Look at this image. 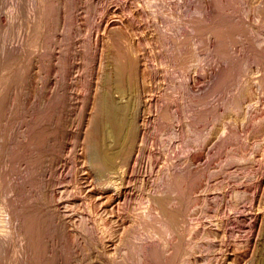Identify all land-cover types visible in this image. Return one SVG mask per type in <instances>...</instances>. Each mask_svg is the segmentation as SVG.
Listing matches in <instances>:
<instances>
[{
  "label": "rangeland",
  "instance_id": "1",
  "mask_svg": "<svg viewBox=\"0 0 264 264\" xmlns=\"http://www.w3.org/2000/svg\"><path fill=\"white\" fill-rule=\"evenodd\" d=\"M208 1L1 0L0 95L7 93L10 113L16 119L8 109L3 121L5 138L0 140L5 141L9 133L23 142L29 124L48 106L45 100L51 96L59 103L56 124L63 149L54 166L51 194L67 230L77 235L78 246L86 243L80 250L85 256L79 257L78 264H114L125 251L122 241L128 229L141 230L143 219H153L161 227L155 203L169 199L162 192L163 178L180 171L194 180L185 206L177 204L176 193L170 195L169 207H181L184 212L180 242L188 254L183 255L185 260L181 258L182 264H264V0H243L247 1L244 5L236 0V6L232 3L219 12L215 1ZM49 5L55 6L58 20L52 30L55 35L44 28L47 10H43ZM231 21L244 26L247 44L251 38L258 44L256 49L246 45L241 35L238 43H230V56L222 59L214 41L219 39L213 35L220 24ZM241 44L246 45L244 49ZM185 50H189L187 55ZM225 59L238 62L234 70L230 69L232 61ZM220 76L226 77L223 83H218ZM241 90L245 93L240 106H230ZM102 93L114 107L125 109L121 128L114 121L107 122L112 137L105 135V144L120 153L114 157L113 170L95 162L98 158L90 147L99 142L95 123L103 116L99 110ZM123 131L127 137L123 135L125 143L119 146ZM0 144L4 160L0 157V174L4 175L2 166L12 159ZM4 190L0 188V241L12 236L10 242H20L22 237L13 234L17 205L10 207L13 192ZM82 222L93 236L90 248L85 238L89 231L81 239ZM155 234L141 230L139 239L133 240L145 246L163 243ZM13 260L8 264H14Z\"/></svg>",
  "mask_w": 264,
  "mask_h": 264
},
{
  "label": "bare ground",
  "instance_id": "2",
  "mask_svg": "<svg viewBox=\"0 0 264 264\" xmlns=\"http://www.w3.org/2000/svg\"><path fill=\"white\" fill-rule=\"evenodd\" d=\"M60 1V0H58ZM208 1V0H206ZM210 1V0H209ZM208 1V2H209ZM215 1V7L218 8V12L219 9L221 11L225 10L227 7L230 8V6L232 7L233 5L237 4L236 0H214ZM213 1V2H214ZM240 2H244L243 0H239ZM249 1V0H248ZM46 2V1H45ZM44 2V4H45ZM198 2V1H197ZM205 2V1H204ZM247 2V1H246ZM244 2L243 5L246 3ZM257 2V1H256ZM1 3V0H0ZM24 3V2H23ZM50 3V2H49ZM72 3V2H71ZM211 3V2H210ZM233 5H230L232 4ZM239 3V2H238ZM242 3L240 4L242 6ZM73 4V3H72ZM209 4V3H208ZM250 4V3H249ZM52 5V4H51ZM51 5H49V7H47V9H44L43 11L45 12L47 10L46 15L45 13L43 14V16L45 15V17H43L44 20V28L47 26V33L51 34L54 31H52L54 29V26L57 25V23H55V19L57 16H55V11H53L52 7H50ZM187 5V4H186ZM206 5V4H205ZM212 5V4H211ZM230 5V6H229ZM239 5V4H238ZM237 5V6H238ZM48 6V5H46ZM67 6V5H66ZM236 6V5H235ZM45 7V6H44ZM46 8V7H45ZM250 8V7H249ZM216 9V8H215ZM234 9V8H233ZM59 10V9H58ZM235 10V9H234ZM220 11V13H222ZM228 11V10H227ZM250 11V10H249ZM49 12V14H48ZM206 12V11H205ZM244 12V11H243ZM58 13V12H57ZM71 13V12H70ZM224 13V12H223ZM231 13V12H230ZM238 13V12H237ZM67 15V14H66ZM215 15V14H213ZM218 15V13H217ZM222 15V14H221ZM220 16V15H219ZM223 16L225 17V15L223 14ZM59 17V16H58ZM69 17V16H68ZM221 17V16H220ZM230 17V16H229ZM210 18V16H209ZM213 18V16H212ZM227 18V17H226ZM236 18V17H235ZM68 19V18H67ZM73 19V18H72ZM216 19V17H215ZM221 19V18H220ZM57 20V19H56ZM71 20V19H70ZM224 20V19H223ZM58 21V20H57ZM56 21V22H57ZM222 21V20H221ZM235 21V20H234ZM240 21V20H236ZM13 22V21H12ZM69 22V19H68ZM65 23V24H68ZM233 21H231V24H224L222 27H217L218 31H216L213 35V37L215 39H219L214 40L217 42V45L220 47L219 49H216L221 51L219 52V55L221 53L222 59L223 57H225L226 55L228 56L229 53V47H231L230 43H234L236 40H238V38H242L241 35L243 32H245L243 30V27L241 26L240 23H236ZM241 22V21H240ZM59 23V22H58ZM70 23H72L70 21ZM230 23V22H228ZM1 24V23H0ZM43 24V25H44ZM243 25V24H242ZM4 26V25H3ZM58 26V25H57ZM71 26V25H70ZM217 26V25H216ZM39 27V26H38ZM246 27V25H245ZM56 28V27H55ZM58 28V27H57ZM73 28V27H70ZM183 28V27H182ZM215 28V27H214ZM57 30V29H56ZM69 30V29H68ZM197 30V29H196ZM207 30V29H206ZM247 30V27L246 29ZM252 30V29H251ZM2 31V30H1ZM51 31V32H50ZM66 31V30H65ZM205 31V30H204ZM211 31V30H210ZM3 32V31H2ZM0 32V35H2ZM69 32V31H68ZM195 32V31H194ZM208 32V31H207ZM213 32V31H212ZM10 33V32H9ZM46 33V34H47ZM202 33V30H201ZM206 33V32H205ZM204 33V34H205ZM246 33V32H245ZM248 33V32H247ZM48 34V35H49ZM52 34V35H53ZM55 35V34H54ZM53 35V36H54ZM67 35V34H66ZM191 35V34H190ZM189 35V37H190ZM246 35V34H244ZM243 36V41L247 40V36L245 37ZM248 36L249 33L247 34ZM4 36V34H3ZM47 36V35H46ZM51 36V35H50ZM52 37V36H51ZM50 37V38H51ZM211 37V36H208ZM245 37V39H244ZM252 36H250L251 38ZM256 37V36H255ZM45 38V37H44ZM49 38V36H48ZM212 38V37H211ZM249 38V39H250ZM4 39V38H3ZM47 39V38H45ZM65 39V38H64ZM69 39V38H68ZM187 40V38H185ZM191 39V37H190ZM204 39V38H203ZM248 39V40H249ZM258 39V38H257ZM44 40V39H43ZM49 40V39H48ZM163 40V39H162ZM183 40V38H182ZM181 40V41H182ZM241 40V39H240ZM239 40V44L240 41ZM2 41V39H0V42ZM52 41V40H51ZM213 41V40H212ZM242 41V44H243ZM4 42V40H3ZM47 42V40H45V43ZM56 42V41H55ZM61 42V41H60ZM184 42V40H183ZM237 42V41H236ZM2 43V42H1ZM48 43V42H47ZM50 43V42H49ZM172 43V40L171 42ZM169 43V44H170ZM199 43V42H198ZM213 43V42H212ZM219 43V44H218ZM238 43V42H237ZM236 43V45H237ZM246 43V45H248L250 43L251 47H255L256 49V45L258 44L256 40H254V38L250 39L249 43L247 44V41L244 42ZM52 44V43H51ZM51 44H49V46H51ZM166 44V42H165ZM241 44V46H242ZM54 45V44H53ZM70 45V44H69ZM167 45V44H166ZM173 47H175L174 44H172ZM180 43L178 44L179 47ZM184 45V44H183ZM181 45V46H183ZM214 45V44H213ZM216 45V46H217ZM233 45V44H232ZM235 45V46H236ZM245 45V46H246ZM189 46V45H188ZM201 46V45H200ZM217 46V47H218ZM244 45L242 46L243 49L245 47ZM249 46V45H248ZM260 46V45H259ZM3 47V46H2ZM52 47V46H51ZM172 46L169 47V49L173 48ZM241 47V48H242ZM49 48V47H48ZM177 49V45L175 47ZM180 48V47H179ZM184 48V47H181ZM187 48V46H186ZM184 48V49H186ZM238 48V47H237ZM239 48V49H241ZM259 48V47H257ZM264 48V47H263ZM50 49V48H49ZM195 49V48H194ZM249 49V48H248ZM246 49V50H248ZM175 50V49H173ZM181 49H178V51ZM190 50V49H189ZM189 50H185L187 51L186 53L183 52L182 57L187 53ZM198 50V49H197ZM201 50V48H200ZM215 50V49H214ZM216 50V51H217ZM250 50V49H249ZM232 51V50H231ZM230 51V52H231ZM239 51V50H238ZM237 51V52H238ZM253 51V50H252ZM46 52V51H44ZM63 52V51H62ZM175 52V51H174ZM181 52V51H180ZM179 52V53H180ZM241 52V51H240ZM244 52V50H243ZM248 52V51H247ZM246 52L247 56L248 53ZM250 52V51H249ZM254 52V51H253ZM252 52V53H253ZM263 52V51H262ZM50 53V52H49ZM182 53V52H181ZM185 53V54H184ZM233 53V52H232ZM257 53H259V51H257ZM174 54V53H173ZM178 54V52H177ZM176 54V56H177ZM230 54V53H229ZM47 55V54H46ZM45 55V56H46ZM180 55V54H178ZM255 55V54H254ZM66 56V55H65ZM230 56V55H229ZM228 56V57H229ZM232 56V55H231ZM243 56V55H242ZM250 56V55H249ZM51 57V56H50ZM181 57V56H180ZM186 59V56H184ZM216 57V56H215ZM225 57V58H228ZM47 58V57H46ZM188 58V57H187ZM221 58V57H220ZM234 58V57H231ZM241 58V56H240ZM249 58V57H247ZM10 59V58H9ZM185 59H183L185 61ZM230 59V58H229ZM235 59V58H234ZM243 59V58H242ZM68 60V59H67ZM227 59L223 60L226 62ZM250 60V59H249ZM228 61V60H227ZM232 61V60H231ZM230 60L228 62H231ZM246 61V60H244ZM243 61V62H244ZM50 62V61H49ZM67 62V61H66ZM65 62V63H66ZM234 61H232L231 63V68H233V66L237 63H233ZM236 62V61H235ZM5 63V62H4ZM61 63V62H60ZM258 63V62H257ZM7 64V63H6ZM5 64V65H6ZM64 64V62H63ZM224 64V63H223ZM230 65V63L228 64ZM47 66V65H46ZM65 66V65H64ZM68 66V65H67ZM224 66V65H223ZM227 66V64H226ZM241 66V63H240ZM243 66V65H242ZM249 66V65H248ZM70 67V66H69ZM184 67V66H183ZM228 67V69H229ZM236 67V66H235ZM235 67L232 69L234 70ZM245 67V66H243ZM66 68V66H65ZM226 68V67H223ZM238 68V66H237ZM227 69V70H228ZM44 70V69H43ZM49 70V69H48ZM64 70V69H63ZM67 70V69H66ZM220 70V69H219ZM226 70V71H227ZM232 70H230V72H232ZM246 70V69H244ZM243 70V71H244ZM120 71V70H119ZM122 71V70H121ZM120 71V72H121ZM223 71V70H221ZM226 74H229L228 77H230L232 74H230V72H226ZM119 72V73H120ZM123 72V71H122ZM122 72L120 75H122ZM224 72V71H223ZM222 72V74L224 75V73ZM234 72V71H233ZM1 73V72H0ZM16 73V72H15ZM67 73V72H66ZM64 73V74H66ZM21 74L22 70H21ZM221 74V75H222ZM225 74V76H226ZM234 75V74H233ZM237 76V75H236ZM15 77V76H14ZM21 77V76H20ZM23 77V75H22ZM67 77V76H66ZM219 77V75H218ZM232 77V76H231ZM230 77V78H231ZM11 78V77H10ZM224 78L226 79V77L224 76H220V79L218 80L220 82H224ZM235 78V75L234 77ZM18 79V77H17ZM23 79V78H22ZM111 79V78H110ZM118 79V78H117ZM223 80V81H222ZM236 80V79H235ZM234 80V81H235ZM18 81V80H17ZM24 82V81H23ZM117 82V81H116ZM19 83V81H18ZM216 83V84H218ZM221 83V84H222ZM235 83V82H234ZM21 84V83H20ZM62 85V84H61ZM220 85V84H218ZM223 85V84H222ZM220 85V87L222 86ZM12 86V85H11ZM116 86H118L116 84ZM217 89V86H215ZM219 87V86H218ZM219 87V88H220ZM2 88V87H1ZM10 88V87H9ZM247 88V87H246ZM4 89V88H3ZM7 90V89H6ZM11 90V89H10ZM44 90V89H43ZM53 90V89H52ZM221 90V89H220ZM224 90V89H223ZM240 90V89H239ZM9 92V91H8ZM244 91H240L238 94V96H236L232 102H230V106L231 103L233 104V106L236 108V106L238 107V105L241 103V100L243 99L244 96ZM248 92V91H247ZM5 93V92H3ZM2 93V94H3ZM208 93V92H207ZM55 94V93H54ZM58 95V94H57ZM107 95V94H106ZM105 94H101L100 98H101V102L100 103V107L99 110L103 115L104 118H101L97 123H95V126L97 127V132L96 134H98L99 137V142L96 145V147L93 144H90L92 146L91 149L92 151L95 152L96 154V161L99 164L103 165V168H107V169H115V164H114V157L119 156L118 154L119 151H115L114 149H110L111 146L110 144H105V139L107 138V136L109 138L112 137V134L110 132V128L109 125L114 124L112 123L113 121L115 123H117V125H119V127L121 128L122 125H125L124 119L123 117H120L121 115L123 116V111H125V109H117V105H115V107L112 105V103H110L111 101H109V99L106 97ZM2 96L0 98V138L2 139L3 137V130L7 129L6 127H4L3 121L4 119L7 117V113H8V109H9V101H8V95L3 94L0 95ZM7 96V97H6ZM56 96V95H55ZM63 96V95H62ZM209 96V95H208ZM60 97V96H59ZM58 97V98H59ZM99 97V96H98ZM210 97V96H209ZM12 98V97H11ZM10 98V99H11ZM45 98V96H44ZM43 98V99H44ZM51 98V96H50ZM50 98L47 100V98H45L44 100L46 101V104H48V106L46 107L43 106V115L38 116L35 120H33V122L31 124H29V126L27 127L26 130H28V134H24V138L25 140L22 142L21 140L17 141V135L16 136H10L9 133L7 134V138L4 140H0V142L2 143V145L6 148L5 151L8 152V156L9 159L11 158V161L6 160V164L4 166H2V169H5V174L3 175V181L1 183V179H0V188H4L7 191H10L9 194H11L13 192V198L10 200L11 201V205L10 207H15L16 205V210L14 212L15 213V220L14 222H17L15 224H17L16 229H14L15 231L13 232V234H17L20 235L19 237H22V240H20V242H10L9 240L7 241H0V264H8L7 261H9V263H11V260H13L12 258L14 257V255L16 256L15 259H18V264H78V261L80 260L79 257L85 256V254L81 253V248L85 246V244L83 243V246L80 247L78 246V237L77 235H73L72 233L70 234L69 231L67 230V226H66V222L63 221L60 217V215L58 214L57 210L54 208L53 203L55 201L53 195L51 194V187L53 185V177L54 176V166L56 161L59 160V155L61 154L62 150H60L62 148L63 143H61L60 141V135H62V133L60 132V130L58 129V123L56 124V122L58 121V119H60L58 117V113L59 111V103L57 104L54 101V97H52V99L50 100ZM56 98V101L57 99ZM61 98V97H60ZM224 98V97H222ZM229 99V98H228ZM62 100V99H61ZM45 101L43 102V105L45 104ZM217 101V100H216ZM228 101V100H227ZM230 101V100H229ZM58 102V101H57ZM60 102V101H59ZM63 102V101H62ZM205 102V101H204ZM207 102V101H206ZM218 102V101H217ZM227 103V102H226ZM15 104V103H14ZM51 104V105H50ZM57 104V105H56ZM205 104V103H204ZM228 104V103H227ZM63 105V104H62ZM202 105V104H201ZM226 105V104H225ZM61 106V105H60ZM229 106V104H228ZM228 106H225L228 108ZM240 106V105H239ZM15 107V106H14ZM206 107V106H205ZM11 108V107H10ZM208 108V107H207ZM220 108V107H219ZM241 108V107H240ZM203 110V109H202ZM210 110V109H209ZM227 109H225L226 111ZM10 109H9V113H10ZM236 111V110H235ZM64 112V111H63ZM62 112V113H63ZM207 112V111H206ZM16 113V111L14 112ZM18 113V111H17ZM21 114V112H19ZM95 113V112H94ZM99 113V112H97ZM96 113V114H97ZM126 112H124L125 114ZM227 113V112H226ZM11 114V113H10ZM19 114V115H20ZM25 114V113H24ZM95 114V115H96ZM12 115V114H11ZM18 115V116H19ZM62 115V114H61ZM203 116H206L208 114H202ZM16 115H12L13 118H15ZM17 116V117H18ZM106 116V117H105ZM10 117V118H12ZM34 117V116H33ZM125 117V116H124ZM228 117V116H227ZM20 118V117H19ZM23 117H21L22 119ZM95 118V117H94ZM204 119L206 117H203ZM16 119V118H15ZM14 119V121H15ZM62 119V118H61ZM32 120V119H30ZM55 120V121H54ZM98 120V119H97ZM96 120V121H97ZM112 121V122H108ZM168 120V119H167ZM201 120V119H200ZM10 121H13V119H11ZM27 121V120H26ZM95 121V122H96ZM210 121V120H209ZM8 122V121H7ZM25 122V121H24ZM43 123V124H39V123ZM109 125H108V123ZM202 122V121H201ZM18 123V122H17ZM7 124V123H6ZM10 124V123H8ZM12 124H15L12 122ZM10 124V125H12ZM52 124V126H51ZM54 124V125H53ZM217 124V123H216ZM116 125V124H115ZM114 125V126H115ZM116 125V126H117ZM13 126V125H12ZM10 126L12 129L13 127ZM20 126V125H19ZM62 126V125H61ZM8 127V126H7ZM9 127V128H10ZM16 127V125H15ZM118 127V126H117ZM117 129H120V128ZM18 128V127H17ZM29 128V129H28ZM115 128V127H114ZM12 129H8L11 130L10 132L13 133ZM20 129V128H19ZM116 129V130H117ZM14 130H16L14 128ZM94 130V128H93ZM115 130V129H114ZM115 130V131H116ZM7 132V131H6ZM26 132V131H25ZM61 134H60V133ZM64 133V132H63ZM115 133V132H114ZM119 133V131H118ZM126 133V132H125ZM122 133L121 137L119 138L118 144L119 146H122L125 142L122 139V137H124L123 135L126 136V134ZM11 134V133H10ZM14 134V133H13ZM19 134V132H18ZM117 134V131L116 133ZM105 135H107L105 137ZM231 135V134H230ZM119 136V135H118ZM96 137V139L98 138ZM105 137V138H104ZM127 137V136H126ZM5 137H3L4 139ZM21 138V136H20ZM227 138V137H226ZM231 138V137H230ZM19 139V138H18ZM209 139V138H208ZM94 140V139H93ZM123 144H122V143ZM223 142V141H221ZM226 142V141H225ZM126 145V144H125ZM1 147V144H0ZM107 147V148H106ZM112 147V146H111ZM3 148V149H5ZM2 149V151H3ZM63 149V148H62ZM118 149V148H117ZM124 149V148H123ZM222 149V148H221ZM1 150V148H0ZM1 151V152H2ZM4 151V152H5ZM60 151V152H59ZM6 153V152H5ZM4 154V153H3ZM87 154V153H86ZM95 154H91V155H95ZM0 155H2L0 153ZM5 155V154H4ZM7 155V153H6ZM61 156V155H60ZM2 157V156H0ZM6 157V156H5ZM4 157V158H5ZM87 157V156H86ZM94 157V158H95ZM129 157V156H128ZM91 158V157H89ZM7 159V157H6ZM3 160V157H2ZM4 162V160H3ZM118 162V161H117ZM124 163V162H123ZM1 164V163H0ZM58 164V163H57ZM21 165H24L23 168H21ZM1 166V165H0ZM120 167V166H119ZM1 172V170H0ZM51 174L49 176H47L48 173ZM181 172V171H180ZM178 173H174V174H169L167 176H165L163 178V186L162 188H164L162 190V192H167L169 199L168 200H156L155 205L157 206L160 214H161V219L158 221H160L161 223V227L158 228L155 225V222H151L153 221V219H149V221L145 222L142 220V222L139 223V226L141 228V230L145 231V232H154L156 233L158 236V240L161 239L160 241H162L163 243H151V244H147L148 246H145L144 243H138L139 241L136 242V240H133V238L135 239H139L138 236L140 234V229H136V228H131L127 230V232H125L126 234H124L125 236L123 237V241L122 244L125 247V251L123 254H121L119 256V261L116 262H112L114 264H182L184 263L185 260V253L188 254V251L185 252V243L180 242V240H182L183 238V230H182V226L184 224H182L183 222L185 223V221L183 220V214L184 212L181 211V207L180 208H174V207H169V204L171 203L170 201H172V197L170 195H172V193H176L175 198H178L177 204L180 203V206H185L184 204L189 201V188H190V183L194 182V180H191V178L189 176H187L186 174H184L183 172ZM3 173V171L1 172ZM47 173V174H46ZM1 175V174H0ZM1 175V176H2ZM8 175V179L6 178ZM112 177V176H111ZM201 177V176H200ZM196 179V178H195ZM4 183V184H3ZM111 183V182H110ZM115 184V183H114ZM194 184V183H193ZM192 184V186H193ZM196 185V184H195ZM194 185V186H195ZM192 189V188H191ZM4 190V191H6ZM12 191V192H11ZM191 191V190H190ZM4 193V192H3ZM8 193V192H6ZM10 196V195H8ZM12 196V195H11ZM178 196V197H177ZM11 198V197H10ZM174 198V197H173ZM174 198V199H175ZM189 198V199H187ZM187 199V200H186ZM155 202V201H154ZM16 204V205H14ZM13 205V206H12ZM12 208V209H13ZM156 208V209H157ZM185 208V207H183ZM94 209V208H93ZM13 211V210H12ZM96 211V210H95ZM109 211V210H108ZM112 211V210H111ZM13 212V213H14ZM12 213V214H13ZM99 214V213H98ZM11 215V214H10ZM14 215V214H13ZM12 215V216H13ZM148 216V215H147ZM11 217V216H10ZM14 218V217H13ZM151 220V221H150ZM155 221V219H154ZM139 222V221H138ZM157 222V221H156ZM138 224V223H137ZM136 224V225H137ZM157 224V223H156ZM85 223L82 222L81 226H80V231H82L80 233L81 235V239L83 240L85 237L86 233L89 231L86 227H85ZM13 226H11L12 228ZM12 230V229H11ZM16 232V233H15ZM155 234V235H156ZM92 233L89 231L86 235L85 238L89 239L87 241H89L88 245L91 244L90 241L92 243H94V241H92L93 239H91V237L93 238V236H91ZM147 235V234H146ZM167 235H169V237H167ZM14 236V235H13ZM16 236V235H15ZM91 236V237H90ZM19 237L15 238L17 240H19ZM148 237V236H147ZM153 238V237H152ZM91 239V240H90ZM84 241V240H83ZM86 241V242H87ZM142 242V240H141ZM146 242V241H145ZM6 243V244H5ZM164 245L169 248L170 250H164L166 248H164ZM169 245V247H168ZM91 245H89L90 248ZM98 246V245H97ZM16 248L18 250V253L13 252L12 249ZM80 247V249L78 250L77 248ZM93 247V246H92ZM123 247V248H124ZM86 246L87 251H89ZM84 249V248H83ZM82 249V252L84 251ZM15 250V249H14ZM78 251H80V255L78 253ZM91 251V249H90ZM89 251V252H90ZM168 251L169 253L166 254L165 252ZM16 253V254H14ZM87 253V252H86ZM90 255V253H88ZM89 257V256H88ZM184 257V260L181 258ZM87 258V255H86ZM83 258L81 257V260ZM259 259V258H258ZM14 264H15V260ZM183 261V262H180ZM7 262V263H6ZM80 262V261H79ZM111 263V262H110ZM13 264V262H12ZM17 264V263H16ZM83 264V263H82Z\"/></svg>",
  "mask_w": 264,
  "mask_h": 264
}]
</instances>
